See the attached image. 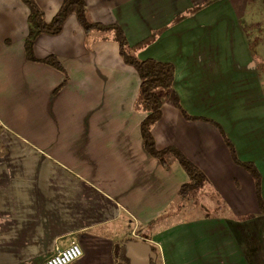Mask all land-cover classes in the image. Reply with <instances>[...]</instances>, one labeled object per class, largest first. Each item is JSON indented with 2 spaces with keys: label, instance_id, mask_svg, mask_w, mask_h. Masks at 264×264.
<instances>
[{
  "label": "crops",
  "instance_id": "1",
  "mask_svg": "<svg viewBox=\"0 0 264 264\" xmlns=\"http://www.w3.org/2000/svg\"><path fill=\"white\" fill-rule=\"evenodd\" d=\"M35 1L50 22L65 0ZM85 1L131 47L159 33L137 52L175 68L152 134L206 175L197 194L209 206L173 212L189 177L145 150L141 79L112 35H88L72 15L61 34L38 37L35 57H56L61 72L27 59L30 10L0 0V264H43L73 243L84 252L73 264H131L134 231L152 264H264L256 183L225 140L261 174L264 201V60L247 23L256 0Z\"/></svg>",
  "mask_w": 264,
  "mask_h": 264
},
{
  "label": "trees",
  "instance_id": "2",
  "mask_svg": "<svg viewBox=\"0 0 264 264\" xmlns=\"http://www.w3.org/2000/svg\"><path fill=\"white\" fill-rule=\"evenodd\" d=\"M21 1L30 10L29 35L25 42L26 56L29 61L40 62L64 72L62 64L56 57L37 60L34 53V44L41 35L57 36L61 34L65 23L72 15L76 16L86 34L98 33L101 36H113L114 40L119 44L122 59L127 65L137 71L141 79L138 105L139 108L147 113V117L141 124L145 150L152 157L158 159L164 167H169L172 159L177 160L183 167L189 177V182L180 190L179 198L181 200L187 199L191 194L199 192L207 183L206 175L178 149L168 148L159 150L152 134L153 126L162 117L165 99L172 94V88L175 82V68L172 64L155 60H140L137 57V52L150 45L159 33L153 35L146 42L131 47L123 30L118 25H104L94 22L90 18L85 0H65L56 16L50 22L46 20L44 11L35 0ZM202 8L203 6L198 9ZM66 81L67 79L64 84ZM176 102L185 119L189 121L197 120V118H192L183 111L177 98ZM225 140L230 147L234 161L244 167L255 180L259 207L261 213L264 215V201L261 196V174L252 163L241 162L237 157L233 145L228 139L225 138Z\"/></svg>",
  "mask_w": 264,
  "mask_h": 264
},
{
  "label": "rangeland",
  "instance_id": "3",
  "mask_svg": "<svg viewBox=\"0 0 264 264\" xmlns=\"http://www.w3.org/2000/svg\"><path fill=\"white\" fill-rule=\"evenodd\" d=\"M250 6L251 8H250L249 17L247 18V23L249 24V26H251V32H250L252 36L251 41L253 42V40L257 39L254 42V44L258 45L260 49L257 50L256 53L258 57L264 60V0H256V2H252ZM197 193L191 194L189 198L184 200V202L177 203V205L173 209L174 210L173 212L183 214V216L190 217L191 215L193 217L196 213L194 210H192L194 203L196 202L198 203L199 209H201L202 206H207V204L209 206V203H207L208 200L202 198V196L206 197L207 195L200 194L201 196H199ZM203 203H205V205H202ZM202 212L203 211H199L198 214L202 215ZM206 213H210L211 215H216V214L224 215L227 214V211L222 212L220 210H215V211L213 210V211H207ZM140 237L134 238V240L143 241L142 236Z\"/></svg>",
  "mask_w": 264,
  "mask_h": 264
},
{
  "label": "water",
  "instance_id": "4",
  "mask_svg": "<svg viewBox=\"0 0 264 264\" xmlns=\"http://www.w3.org/2000/svg\"><path fill=\"white\" fill-rule=\"evenodd\" d=\"M126 257L131 264H152L157 255L148 243L132 241L127 245Z\"/></svg>",
  "mask_w": 264,
  "mask_h": 264
},
{
  "label": "built area",
  "instance_id": "5",
  "mask_svg": "<svg viewBox=\"0 0 264 264\" xmlns=\"http://www.w3.org/2000/svg\"><path fill=\"white\" fill-rule=\"evenodd\" d=\"M134 238H139L137 232H133ZM144 241V240H143ZM84 256V252L80 244L73 243L64 250H58L52 257L46 259L43 264H73Z\"/></svg>",
  "mask_w": 264,
  "mask_h": 264
}]
</instances>
